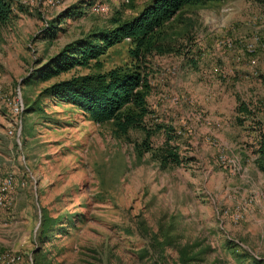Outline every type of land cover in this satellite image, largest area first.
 Instances as JSON below:
<instances>
[{
	"label": "rangeland",
	"instance_id": "obj_1",
	"mask_svg": "<svg viewBox=\"0 0 264 264\" xmlns=\"http://www.w3.org/2000/svg\"><path fill=\"white\" fill-rule=\"evenodd\" d=\"M22 5L25 0H14ZM92 0H59L47 7L28 0L0 27V85L3 96H16L21 113L12 116L0 102V175L13 187L0 208V254L11 251L29 264L40 208L50 215L73 217L66 238L54 242L64 251L63 264H149L139 260L143 242L134 223L149 227L164 218L174 224L181 242L201 240L214 257L234 264L222 249L225 241L264 260V174L257 171L249 126L235 124V102H251L254 121L264 129V0H224L181 11L191 26L185 58L151 61L147 104L149 121L170 126L177 138L181 164L161 170L147 156L136 159L133 148L112 138L108 125L89 122L75 108L42 103L38 93L57 81L86 70H73L41 84L26 85L36 61L44 62L64 45L104 25L111 13L89 10L60 19L48 36V23L70 7L85 10ZM148 0H132L122 20L136 15ZM124 6V5H123ZM88 9V8H87ZM85 12V13H84ZM253 39L254 53L243 46ZM230 43L229 48L224 47ZM224 44V45H223ZM126 44L99 59L100 71L127 62ZM190 53H189V51ZM97 70V69H96ZM31 112H27L28 109ZM139 141V135H132ZM152 147L162 145L157 133ZM77 218L82 221L77 222ZM168 264H173L170 254Z\"/></svg>",
	"mask_w": 264,
	"mask_h": 264
},
{
	"label": "trees",
	"instance_id": "obj_2",
	"mask_svg": "<svg viewBox=\"0 0 264 264\" xmlns=\"http://www.w3.org/2000/svg\"><path fill=\"white\" fill-rule=\"evenodd\" d=\"M222 1L148 0L128 20L121 18L122 8L126 6L119 5L103 26L64 45L44 62L34 63V68L23 80L26 85L41 84L73 70L95 69L83 75L73 74L42 89L37 95L36 110L42 111V103L46 101L75 108L92 124L108 125L112 138L131 145L136 159L147 156L161 170L178 167L181 158L173 129L149 121L151 112L147 99L151 91V61L154 58L186 57V50L190 49L191 26H185L181 32L176 30L178 24H185L180 14L183 8ZM90 4H85V10L76 7L66 9L50 21L44 30L53 37L58 30L55 25L60 19L79 17L82 11L89 9ZM21 6L14 0H0V27L10 23L15 13L22 14L24 11ZM121 43L126 44L127 62L100 71L99 59ZM31 111L30 108L27 110ZM254 112L255 107L251 102L236 100L235 124L240 128L246 122L252 124L248 130L253 135L249 147L255 156L257 171L264 174V129L259 121H254ZM157 133L162 134L163 142L161 146L153 148L150 140ZM132 135H139L140 140H133ZM72 220L73 217L66 215L52 216L46 208H40L29 264H63L58 259L64 248L54 242L68 237L69 230L74 227ZM76 221L82 219L77 218ZM134 228L136 236L143 242V247L137 251L140 261L168 264L172 254L173 264H224L216 257L208 261L211 249L203 241L181 242L174 224L165 222L164 218L155 221L154 227H149L143 219L137 218ZM222 249L234 264H264V260L251 256L233 242L225 241Z\"/></svg>",
	"mask_w": 264,
	"mask_h": 264
},
{
	"label": "built area",
	"instance_id": "obj_3",
	"mask_svg": "<svg viewBox=\"0 0 264 264\" xmlns=\"http://www.w3.org/2000/svg\"><path fill=\"white\" fill-rule=\"evenodd\" d=\"M43 4L47 7H55L58 5L59 0H42ZM132 0H92L89 6V13L92 15H107L110 7H117L119 5H128ZM28 0L22 2V5L27 4ZM258 40L253 39L250 44H246L243 46L244 52L249 55L254 53V45ZM224 45V44H223ZM231 46L230 43H226L224 47L229 48ZM264 49V47H263ZM0 102L4 104V106L9 110L10 115L14 120H11V125L16 126L17 120L15 119L21 113V107L19 100L16 96H12L10 98H6L3 96L2 88L0 85ZM13 187V179L9 175L1 176L0 175V208L4 207L7 195L9 191ZM22 261L21 256L16 252H3L0 254V264H19Z\"/></svg>",
	"mask_w": 264,
	"mask_h": 264
}]
</instances>
